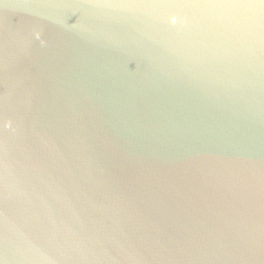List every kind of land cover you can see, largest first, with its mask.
Wrapping results in <instances>:
<instances>
[{
  "label": "water",
  "instance_id": "1",
  "mask_svg": "<svg viewBox=\"0 0 264 264\" xmlns=\"http://www.w3.org/2000/svg\"><path fill=\"white\" fill-rule=\"evenodd\" d=\"M0 264H264V0H0Z\"/></svg>",
  "mask_w": 264,
  "mask_h": 264
}]
</instances>
